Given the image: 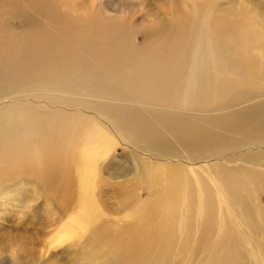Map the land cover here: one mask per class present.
<instances>
[{
    "label": "rangeland",
    "instance_id": "obj_1",
    "mask_svg": "<svg viewBox=\"0 0 264 264\" xmlns=\"http://www.w3.org/2000/svg\"><path fill=\"white\" fill-rule=\"evenodd\" d=\"M3 1L11 40L26 21L53 43L36 66L19 68L15 50L6 52L19 72L0 98L32 100H6L18 125L0 119V264H264V173L253 165L258 154L264 161V126L251 119L264 106V74L250 77L243 64L264 61V0ZM215 18L223 23L213 28ZM110 110L147 123L131 143L138 149L124 141L128 128H106ZM241 112L237 137L204 147L145 142L192 121L222 130ZM90 126L110 143L89 177L78 159ZM170 170L181 183L167 193ZM83 191L95 212L82 223Z\"/></svg>",
    "mask_w": 264,
    "mask_h": 264
},
{
    "label": "bare ground",
    "instance_id": "obj_2",
    "mask_svg": "<svg viewBox=\"0 0 264 264\" xmlns=\"http://www.w3.org/2000/svg\"><path fill=\"white\" fill-rule=\"evenodd\" d=\"M9 0H4L2 3L6 6H9ZM242 5H239L238 9L242 10ZM37 10V6L35 4L31 5V14L33 15L35 19V13ZM237 10V8H236ZM4 13L2 16H0V96L3 94L1 85L4 84V80L7 78V80H10L12 77H15V73H18V68L14 67L10 69V65L6 63V59H8V56L6 55V52H9V50H15L16 56H17V65H19V68H21L23 65L26 64H33L38 65L40 61L42 60V55L44 52H48L50 49V45L53 43V40L50 38V35L47 34V32L43 35V38L38 41L36 35L33 31L29 29H24L27 27L26 21L24 24L23 32L21 29V34L17 41L11 40L9 35L7 34L8 30H5L3 27V21L5 17L8 15V9L6 11H0ZM50 11H46V15L49 14ZM244 13V12H243ZM249 14V13H247ZM20 15H24L26 18V15L24 13H20ZM226 15L225 12L221 13L220 16ZM243 15V14H242ZM261 15V14H259ZM247 16V15H246ZM264 16V15H263ZM231 17V16H230ZM241 17V16H240ZM239 17V20L241 18ZM255 17V16H254ZM245 18V17H244ZM248 18V17H247ZM217 18H215L211 22V26L217 27L220 26L223 22L216 21ZM243 20V18H242ZM28 25H29V20ZM46 22L49 21V18H46ZM248 21V20H247ZM252 21V20H251ZM240 22V21H239ZM238 22V23H239ZM239 30L241 31V46H242V29H248L250 30L248 24L249 22H246L245 20L243 22H240ZM2 25V28H1ZM30 26V25H29ZM45 27V31H46ZM254 28V27H253ZM257 33V31L255 30ZM254 33V31H253ZM260 36V35H259ZM257 39H260L258 36H256ZM243 42L247 45L251 43V39L249 35H246L243 37ZM242 54V53H241ZM242 57V56H241ZM244 61L243 64L245 65V72L250 77L259 75L261 73L264 74V55L261 59V63L257 62L254 58L251 57H243ZM190 79V78H189ZM51 79H47L46 81H49ZM90 82L95 81L91 78L88 79ZM62 83V82H61ZM77 87V86H76ZM78 88V87H77ZM85 88V86H84ZM89 92L93 91V88L91 87ZM26 97V95H24ZM22 95L18 96H12V95H6L2 98H0V119L1 117H4V119L9 120V123L11 125H14L15 122L18 125V121L16 117H14L11 112H5L7 108V102L6 100L11 99L12 105H20L24 104L26 102H29L32 98H29L28 100H22ZM90 101H86V104H89ZM12 105L9 106V109L12 107ZM262 110L254 111L251 115L252 124H261L264 126V106L261 107ZM102 114H105L108 117V120L104 122L105 126L109 131L117 133L120 127L128 128L129 133H127L124 138V141L128 143L127 145L135 148H137L136 145H132L133 140H142L146 136V134L149 131V126L147 123H133L135 120V116H132V119L125 115H119L116 111L110 110L109 112H104ZM98 116V115H97ZM99 117V116H98ZM238 118L236 120L229 122L230 124L223 128L222 130L218 129H211L207 127V125H210L211 121L207 120L205 122H195L192 121V128H179L175 131H172V133H167L168 130H161L159 132L153 133L148 135V140H146V143L154 144V141H151L156 137L157 141H163L168 136H171L175 139L176 143H180L182 145H186L187 147H194V146H200L204 147L205 145H209V142H219L224 138H227L228 135L237 137V133H235L236 130L240 129L242 127V112L238 114ZM29 118V123L32 125V127L35 128L36 124L40 123L37 120V118H34V120L31 117ZM100 118V117H99ZM23 124V123H21ZM133 125V126H131ZM40 125H38L39 127ZM92 129L90 130L89 134L87 135V141L83 144V147L81 148L79 159H78V167L79 169L85 174V175H94L96 174V163L99 160L100 156L102 155L103 151L106 150L107 147H109V141H110V134L102 131L99 127L96 126H90ZM117 129H116V128ZM216 127V126H215ZM79 131V129L77 128ZM233 133V134H232ZM14 131L11 133V139H14ZM150 139V140H149ZM129 140V141H128ZM7 145H11V143H7ZM138 149V148H137ZM261 155L258 154L256 156V160H254V166L258 164L260 166V171L264 173V161L262 162H256ZM222 168L224 167V163L218 162ZM236 166V165H235ZM258 169V167H255ZM251 171H254L253 169H250ZM231 171V170H230ZM238 169L234 170V173H236ZM175 172V173H174ZM170 170L168 176V187L170 189L167 191V193L173 192L177 186H180L181 180L179 178V172L174 170ZM87 185V184H85ZM82 211L79 212L78 217L82 221H89L91 217V213L95 212V208L93 206V199L88 196L87 192L83 191L82 195ZM249 201V197H248ZM153 209L150 208V205H147L146 207H143V209ZM140 209V208H139ZM138 209V210H139ZM245 221L250 222L253 218L252 210L249 206L245 207ZM145 214L144 216H146Z\"/></svg>",
    "mask_w": 264,
    "mask_h": 264
}]
</instances>
